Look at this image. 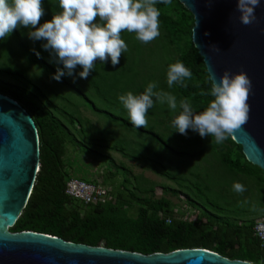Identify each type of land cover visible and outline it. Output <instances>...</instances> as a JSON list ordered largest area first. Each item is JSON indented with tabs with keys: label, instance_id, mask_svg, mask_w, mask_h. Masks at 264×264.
<instances>
[{
	"label": "rangeland",
	"instance_id": "rangeland-1",
	"mask_svg": "<svg viewBox=\"0 0 264 264\" xmlns=\"http://www.w3.org/2000/svg\"><path fill=\"white\" fill-rule=\"evenodd\" d=\"M42 2L43 20L46 15L51 20L53 3H58V0ZM164 12L174 16L170 9ZM20 29L36 53L28 36L29 29L18 27L16 30L19 32ZM159 31L160 35L147 44L138 41L134 33H121L127 51L121 54L120 63L114 66L121 80L115 82V86L110 85L114 88L109 94L111 104L95 97L92 90L81 89L77 77H61L68 83H77L79 92H74L59 84L48 71L26 63L10 35L0 40V85L11 86L46 109H50L46 103L53 107L50 111L66 133L62 157L66 181L75 180L105 188L111 203L117 201L116 194L126 192L139 198H163L170 204L171 216L184 221H193L200 212L212 213L218 220L242 225L264 221V182L258 179L262 175L248 178L228 173L217 160V154L230 149L226 141L217 144L214 137L201 138L191 129L186 135L179 134L171 126V121L180 109L173 112L167 104L158 102H154L148 111L147 128H134L130 123L127 110L118 100L120 95L129 91L136 93L139 91L136 86L145 87L149 82H156L157 90L174 95L165 85L164 73L180 51L160 28ZM44 43L46 41H40L42 53L39 56L51 61L50 52L42 48ZM183 45V42L179 43V46ZM105 63H102L103 67ZM7 70L17 71L20 76H10L5 73ZM76 70L82 71L79 66ZM107 89L109 86H104V91ZM81 96L87 101H83ZM115 98L117 102H113ZM90 103L98 110L123 119L130 126L106 119L92 110ZM68 115L73 118L72 123L68 122ZM237 182L244 185L246 190L243 193L233 190V184ZM191 200L194 206L188 204ZM82 210L79 208L80 212ZM121 210L128 218H134L137 213L133 204L122 203ZM157 217H162V213Z\"/></svg>",
	"mask_w": 264,
	"mask_h": 264
},
{
	"label": "trees",
	"instance_id": "trees-1",
	"mask_svg": "<svg viewBox=\"0 0 264 264\" xmlns=\"http://www.w3.org/2000/svg\"><path fill=\"white\" fill-rule=\"evenodd\" d=\"M156 7L160 11L159 28L169 42L176 45L180 51V54L173 58L168 66L179 61L192 72V78L185 81L186 87L173 85L170 90L177 100L187 98L191 101L193 109L201 112L211 97L201 96L200 93L201 91L209 92L211 83L202 59L191 44L192 16L177 0H172L170 5L158 3ZM167 9H170L174 16L164 12ZM60 11L62 10L59 4L54 2L53 12L50 13L51 18ZM44 21H50L47 15L44 20L42 17L37 27ZM34 30L29 29V31ZM10 36L22 59L29 65H37L44 72L48 71L52 77L56 75V68L63 69V65L56 63L52 57H50L51 61H46L37 56L36 53H42L40 41L32 40L37 51L35 53L25 41L23 29L19 32L16 29L13 30ZM180 42L184 45L179 46ZM168 66L164 73L165 83ZM80 71L75 69L73 73V76L78 78L80 88L92 90L95 97L101 98L104 103L111 104L109 94L114 88L110 85L115 86V82H120L121 75L115 73L110 60L106 61L104 67L100 61H97L87 79L79 78ZM5 73L10 76H20L17 71L7 70ZM57 82L65 88L79 92L77 83H68L62 78ZM104 86H109V89L104 91ZM145 88L146 86H136L135 89L139 91L136 93L132 91V93L141 94ZM0 94L16 102L31 117L37 131L39 147L38 170L31 192L9 232L31 231L73 244L89 247H98L101 244L106 249L141 255L166 254L178 249L199 248L216 253L228 260L264 264V247H260L258 240L252 235L253 223L243 225L231 223L218 220L215 214L204 212H200L193 221H184L171 216L170 204L167 200L139 198L131 192L116 194L115 203L106 202L97 205L76 203L64 194L66 174L62 169V157L66 133L50 111L53 107L50 103H46L50 108L46 109L35 101L25 98L22 93L12 89L11 86L0 85ZM80 98L87 101L82 96ZM115 99L113 102H117V98ZM90 105L92 110L106 119L130 126L116 115L105 110H98L93 103ZM68 122H73L71 115H68ZM225 141L230 149L217 154L219 164L228 173L248 178H258L261 174L262 177L258 179L264 182L262 172L245 161L240 147L229 138ZM197 192H200L199 189ZM122 203L133 204L137 207L134 218L124 215L121 210ZM188 204L195 205L193 200ZM79 208L83 209L82 212ZM159 213H162V217H157Z\"/></svg>",
	"mask_w": 264,
	"mask_h": 264
},
{
	"label": "water",
	"instance_id": "water-1",
	"mask_svg": "<svg viewBox=\"0 0 264 264\" xmlns=\"http://www.w3.org/2000/svg\"><path fill=\"white\" fill-rule=\"evenodd\" d=\"M177 1L192 16L191 44L210 83L218 82L224 71H244L252 82L248 121L229 137L264 176V0L255 9L256 21L248 26L238 20L237 0ZM38 155L31 117L0 94V264H245L199 248L141 255L31 231L8 232L31 192Z\"/></svg>",
	"mask_w": 264,
	"mask_h": 264
},
{
	"label": "clouds",
	"instance_id": "clouds-1",
	"mask_svg": "<svg viewBox=\"0 0 264 264\" xmlns=\"http://www.w3.org/2000/svg\"><path fill=\"white\" fill-rule=\"evenodd\" d=\"M158 3L170 5L172 0H58L62 11L37 27L45 14L42 0H0V40L18 27L35 29L28 32L29 38L46 41L42 48L50 52L56 63L63 65V70L58 68L53 79L59 81L65 75L73 76L77 66L82 69L79 78L87 79L97 61L104 63L110 59L113 66L120 63L121 54L127 51L122 32L134 33L144 44L160 35ZM259 6L260 0H237L240 24H253L255 9ZM213 50L218 51L215 47ZM191 78L192 72L182 62L177 61L167 68L169 88L186 87L185 81ZM157 88L156 82H149L141 94L129 91L118 97L134 128H147V114L154 102L167 104L173 112L180 109L171 121L176 132L186 135L191 129L201 138L214 137L217 144L223 143L248 121L247 101L252 94V82L244 71L237 74L224 71L218 82L213 79L210 91L200 93L211 97L201 112L194 111L189 99L178 103L175 95ZM233 190L243 193L246 189L237 182Z\"/></svg>",
	"mask_w": 264,
	"mask_h": 264
},
{
	"label": "built area",
	"instance_id": "built-area-1",
	"mask_svg": "<svg viewBox=\"0 0 264 264\" xmlns=\"http://www.w3.org/2000/svg\"><path fill=\"white\" fill-rule=\"evenodd\" d=\"M64 194L81 205H97L110 202V197L105 188L75 180L65 182ZM251 232L258 240L259 246L264 247V221L254 223Z\"/></svg>",
	"mask_w": 264,
	"mask_h": 264
}]
</instances>
